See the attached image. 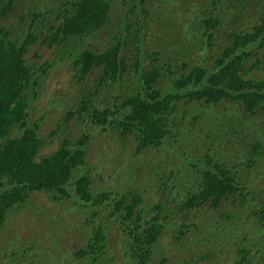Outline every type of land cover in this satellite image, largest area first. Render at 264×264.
I'll return each instance as SVG.
<instances>
[{"label": "rangeland", "instance_id": "obj_1", "mask_svg": "<svg viewBox=\"0 0 264 264\" xmlns=\"http://www.w3.org/2000/svg\"><path fill=\"white\" fill-rule=\"evenodd\" d=\"M64 1L15 0L11 10L0 18V29H4V26L13 39L16 37L20 40L30 30L38 36L37 41L29 45L24 54L36 80V84L28 92L27 111L30 112L31 120L39 124L38 135L43 139L37 157L56 151L62 132H66L68 138L76 140L84 131L89 135L83 155L85 165L75 170L74 176L87 170L94 193L106 190L116 197L118 193L132 189L143 198V211L151 204L161 202L166 213L165 228L147 264H264V218L259 209L264 206V110L254 109L250 116L241 105L242 102L235 105L238 111L235 114L229 108L226 111L229 116H233L238 123L254 121L250 127L257 130L253 128L250 135L245 137L244 148L242 142H234L232 149L229 148L230 144H226L209 151L213 143L209 142L205 132L203 136L206 137L203 139L198 129L208 126L207 123L219 115L223 107H228V104L231 107L233 104L218 103L212 106L200 101L182 103L176 113L175 125L186 130L193 123L192 116L199 117V120L186 139L179 135L177 142L170 141V144L178 147L179 155L173 156L176 149L172 150V156L166 161L167 172L162 180L157 175L153 178L156 167H159L157 162L165 159L166 149L159 153L149 149L138 151L139 157L135 158L130 156V150L135 144L133 138L129 140L132 135H121L120 130L113 127L102 131L91 126L87 116L78 112L65 120L66 111L69 108L72 111L84 93H90L89 97L93 102L90 107L102 109L111 96L117 95L118 102H121L123 94L133 89L121 83L117 86V83L109 82V79H106L108 82L101 83L95 70L80 78L74 67V55L65 53L66 50L72 51L76 43L96 52L102 51L107 45L116 42L118 37H114L115 32H110L108 37L107 31L102 29L95 35L88 34L77 41L66 39L63 43L52 46L42 40L44 36H49L50 30L39 17L33 19L34 15L38 11L50 9L54 11L55 17ZM229 1L224 0L223 5ZM135 4V10L131 9L130 4L124 3L121 11L114 4L109 11V19L113 23L118 21L116 27H119L120 19L129 18L127 22L132 25L128 33L137 34V27L140 28L139 33H144L139 45L133 38L122 44L121 54L127 57V70L122 81L132 83L136 79V61L137 69L142 72L172 61L174 72L171 75L162 73L158 82L162 89L169 84L170 76L182 69L181 61L175 58L177 54L186 59L192 58L193 65L202 62L201 66H209L230 44L228 28L251 32L252 25L264 14V8H259L264 0L240 3L242 10L237 13H232L231 8L224 9L220 6L218 13L214 15L222 19V22L216 28L214 40L206 43L201 54L197 45L185 52L186 46L196 42L182 38L186 34L184 25L188 22L190 33L196 31L195 26L190 25V20L199 22V7H205L208 0H144ZM28 5L30 10H26ZM210 13H213L211 9H206L205 15ZM143 15L144 19H140ZM253 50H258V53L246 61V67L250 66L246 75L259 76L264 67V47L255 42L246 48V51ZM155 51L158 52L156 55ZM258 56L262 59L259 67L251 66ZM44 62L51 64L45 74L40 71V65ZM240 72L242 73V69ZM32 91L36 94L33 95ZM230 93L233 94L234 91L231 90ZM98 101L101 102L99 105ZM258 106L262 107L261 104ZM184 111L188 118L181 119ZM258 123L263 125L259 127ZM54 130L56 134H53ZM10 132L18 134V127H10ZM188 142L193 144L194 149H185ZM250 142L251 145L258 142L259 146H254L253 149ZM193 150L196 155L203 156L202 161L195 157H180L182 152L192 153ZM208 151L213 154H204ZM259 155H262L261 159ZM253 159L256 160L255 163ZM195 162L202 170L211 171L216 176L222 167L231 169L238 184L244 186V199L234 193L229 198L225 197L216 208L208 203L196 208L188 207L186 203L194 199V191L198 188L196 182L200 177V169L193 173ZM132 164L136 171L131 169ZM251 164L258 166L250 167ZM171 170L173 175L168 176ZM182 195L184 199H178ZM103 208L96 217H91L89 213L93 210L90 208L89 212L84 213L81 205L71 197L59 202L42 191H27L25 199L11 208L5 221L0 224V264H22L25 258L23 249L27 246H31L28 264H95L89 256H76V251L84 244L91 226L99 223L107 233V255L113 257L108 264H133L137 257L132 254L133 237L129 234V228L126 229L122 215L114 211L111 205ZM129 223L133 228L136 225L133 219ZM178 225L184 231L179 238L177 233L173 234ZM138 230L140 228H137V233Z\"/></svg>", "mask_w": 264, "mask_h": 264}, {"label": "trees", "instance_id": "obj_2", "mask_svg": "<svg viewBox=\"0 0 264 264\" xmlns=\"http://www.w3.org/2000/svg\"><path fill=\"white\" fill-rule=\"evenodd\" d=\"M14 1L0 0V18L6 15L8 10H11ZM109 1L65 0L62 9L60 8L55 15L59 19H54V11L50 9L38 11V14L33 17V19L37 17L42 19L43 25L48 26L51 31L52 37L47 38L49 46L59 45L68 38L77 41L88 34L95 35L102 29L107 31L108 37H110V32H115L114 37H118L113 45H107L102 51L96 52L78 46L76 43L73 45L72 51L67 53L74 55V67L80 78L95 70L96 74H99L101 83L108 82L106 79H109V82L117 83V86L120 83L121 85L126 84L133 90L123 94L121 102H118L117 95L111 96L102 109L90 107L93 104L89 97L90 93H84L76 102L73 110L71 111L69 108L66 111L65 120H68L74 112H78L87 116L91 126H96L102 131L113 127L119 129L121 135H133L136 145L130 150L132 152L130 156L135 158L139 157L137 156L138 151L144 149L156 153L166 149L167 151L164 150L165 159L157 162L159 167H156V171L153 173V178L157 175V178L161 180L167 172L165 168L168 167V163L166 161H169L172 156V150L176 149L173 156L179 155L178 147L170 144V141L177 142L179 135L186 139L199 120V117L192 116L193 123L187 126L186 130H182L180 125H175L176 113L182 103L192 104L200 101L212 106L218 103L233 104L231 107H229L230 104L228 107H223L220 114L207 123L208 126L198 129V133L203 139L207 136L209 142L213 143V147H210L209 151H214L226 144L228 146L230 144L229 148L232 149L234 142H242L244 148L245 137L250 135L253 128L257 130L255 127H250L254 121L247 124L238 123L226 111L230 108L234 114L237 113L235 105L238 102H242L241 105L244 109L249 111L250 114L247 115H252L254 109L264 110V67L261 75L253 76L246 75L250 66L246 67L245 65L247 60L258 53V50L246 51L249 44L257 42L258 46L264 47V14L252 25L251 32L228 28L230 44L209 66H201L202 62L193 65L192 58L186 59L183 55L177 54L175 58L181 61L182 69L176 75L170 76L169 84L162 89L158 86V82L162 73L167 72L171 75L174 72L172 61H166L144 72L137 69L138 61H136L134 70L137 74L136 79L132 83L122 81L123 74L127 70V57L125 54H121L122 44L125 43V40L133 38L134 42L139 45L144 33H139V27L136 28L137 34L128 33L132 25L131 22H127L129 18L120 19L119 27L115 26L118 21L113 23L112 19H109V11L113 9V4L120 11L124 3L130 4L131 9L135 10V3L144 0ZM33 2L36 3V1ZM236 2L238 3L236 4ZM247 2L248 0H230L223 5L224 0H208L205 7H199V22L190 20V25L195 26L196 31L191 30L192 33H190V29L187 27L189 22L184 25L186 34L182 39H191L196 42V44L190 43L189 46H186L185 52L188 48L197 45L202 54L206 43L214 40L216 28L222 22V19L214 15L218 13L220 6H223L224 9L231 8L232 13H237L238 10H242L239 4ZM259 8H264V4H261ZM30 9L31 7L28 5L26 10ZM206 9H211L213 13L205 15ZM144 17L145 15L140 19H144ZM2 28L4 29H0V224L5 221L7 212L18 206L19 201L25 199L27 191H42L59 202L66 197H71L81 205L84 213L89 212L91 208L93 210L92 213H89L91 217H96L102 208L109 204L114 211H118L122 215L126 229L129 228V234L133 237L131 249L132 254L137 257L133 260V264H147L165 228L166 213L163 204L155 202L148 209L144 208L143 211L141 209L143 198L132 189L122 191L116 197L112 196V192L106 190L94 193L90 173L87 170L74 176V171L85 165L83 155L86 152L89 135L84 131L76 140L68 138L66 132H62L63 136L59 141L58 149L51 154L37 157L43 139L38 135L39 124L31 120L30 112L27 111V93L29 92L27 89L29 86L34 87L36 80L33 78L30 65L24 54L28 51L29 45L37 41L38 36L30 30L20 40H17L16 37L13 39L8 35L9 31L4 26ZM157 53L155 51L154 55ZM261 62L262 59L258 56L251 66L258 68ZM43 65L40 67L42 70L47 68L49 63ZM231 90L234 91L233 94L230 93ZM100 103L98 101L97 105ZM258 104H261L262 107ZM186 114L187 112L184 111L181 117L188 116ZM262 125L263 123H258L259 127ZM14 126H17L19 130L16 135L10 132V127ZM203 132L206 133V136H203ZM53 134H56V130ZM201 145L203 146V142ZM250 146L255 149L259 144L255 142L251 145L250 142ZM185 149H194V146L188 142ZM209 151L204 154H213ZM261 156L259 155V159ZM195 158L202 161L203 156L196 155ZM255 162L256 160L253 159V163ZM252 164L250 167L258 166H252ZM193 166H196L193 173H197L196 169H200V177L196 182L198 188L194 191L196 192L194 199L186 203L188 207L196 208L203 203H208L216 208L225 197L229 198L234 193L244 199L246 193L244 186L238 184L231 169L227 170L222 167L216 176L212 175L211 171L202 170L196 162ZM130 167L136 171L134 164ZM171 175H173L172 170L169 171L168 176ZM171 188L174 189V187ZM159 189L161 190V188ZM158 193L160 194L159 190ZM178 199L183 200V195ZM262 207L259 209L261 217L264 218ZM132 219L136 224L134 228L130 227L129 223ZM137 228H140L139 233H137ZM174 233H177V238L182 236L184 233L182 226L178 225ZM106 247L107 233L99 223L91 226L84 244L77 249L76 256H89L95 261V264H108L113 260V257L107 255ZM30 249L31 246L23 249L25 258L22 264H28Z\"/></svg>", "mask_w": 264, "mask_h": 264}, {"label": "clouds", "instance_id": "obj_3", "mask_svg": "<svg viewBox=\"0 0 264 264\" xmlns=\"http://www.w3.org/2000/svg\"><path fill=\"white\" fill-rule=\"evenodd\" d=\"M108 1H109V0H108ZM109 2H110V1H109ZM111 5H112V3H111ZM54 19H56V16L54 17ZM57 19H59V18H57ZM50 32H51V31H50ZM48 37H49V38L52 37V34L49 33V36H48ZM48 37H47V36H44L42 40H43L44 42L47 43V38H48ZM68 39H69V38H68ZM33 44H34V43H33ZM30 45H32V44H30ZM67 52H69V51H66L65 53H67ZM69 53H70V52H69ZM69 53H67V54H69ZM45 63H48V62H44L43 64H45ZM43 64H42V66H44ZM50 65H51V64H49V66H48L47 68H45L44 70H42V69L40 68V71H43L44 74L47 73V70L49 69ZM40 66H41V65H40ZM40 73L42 74V72H40ZM30 90H31V86L28 87L27 91H30ZM27 94H28V93H27ZM32 94H33V95L36 94L35 91H32ZM247 114H250L249 111H248ZM250 116H252V115H250ZM184 118H188V116H186V117H181V119H184ZM126 135H128V134H126ZM132 138L134 139V143H135L134 146H135V145H136V142H135V138H134L133 135H132V137H129V140H131ZM186 138H187V137H186ZM144 150H146V149H144ZM144 150H142V151H144ZM139 152H141V151H139ZM193 152H195V150H193ZM195 153H196V152H195Z\"/></svg>", "mask_w": 264, "mask_h": 264}, {"label": "water", "instance_id": "obj_4", "mask_svg": "<svg viewBox=\"0 0 264 264\" xmlns=\"http://www.w3.org/2000/svg\"><path fill=\"white\" fill-rule=\"evenodd\" d=\"M189 150V149H187ZM178 156V155H177ZM196 156V153L192 151V153L189 152H182L180 154V157H183V158H187V157H195Z\"/></svg>", "mask_w": 264, "mask_h": 264}]
</instances>
